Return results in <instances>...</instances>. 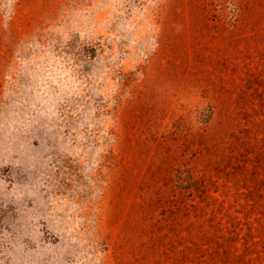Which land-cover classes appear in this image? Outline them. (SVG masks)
I'll return each instance as SVG.
<instances>
[{
  "label": "rangeland",
  "instance_id": "obj_1",
  "mask_svg": "<svg viewBox=\"0 0 264 264\" xmlns=\"http://www.w3.org/2000/svg\"><path fill=\"white\" fill-rule=\"evenodd\" d=\"M0 264H264V0H0Z\"/></svg>",
  "mask_w": 264,
  "mask_h": 264
}]
</instances>
